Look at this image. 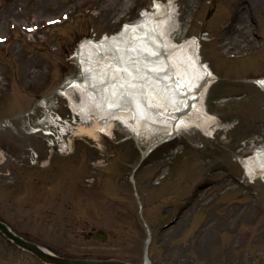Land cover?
Instances as JSON below:
<instances>
[{
  "label": "rangeland",
  "instance_id": "374dc122",
  "mask_svg": "<svg viewBox=\"0 0 264 264\" xmlns=\"http://www.w3.org/2000/svg\"><path fill=\"white\" fill-rule=\"evenodd\" d=\"M162 1L114 0L104 11V0H0V219L67 258L264 264V178L242 165L264 146V91L253 83L264 77V0H217L211 15L213 0H175V41L198 38L217 77L205 97L225 127L215 134L182 128L144 156L166 129L143 123L134 134L116 121L110 137L78 136L70 156L50 158L29 133L43 100L72 116L62 94L80 74L83 40L117 35ZM237 21L242 31H228ZM0 264L45 263L0 232Z\"/></svg>",
  "mask_w": 264,
  "mask_h": 264
},
{
  "label": "bare ground",
  "instance_id": "6f19581e",
  "mask_svg": "<svg viewBox=\"0 0 264 264\" xmlns=\"http://www.w3.org/2000/svg\"><path fill=\"white\" fill-rule=\"evenodd\" d=\"M106 10L114 0H104ZM175 0L162 1L152 12H142L117 35L100 41L83 40L75 61L80 74L75 90L83 101L82 112L94 121L80 132L94 140L97 133L110 134L113 121L124 123L138 134L143 123L166 129L154 149L175 139L182 128L197 127L209 135L225 128L210 115L205 97L217 77L201 56V43L193 37L178 44L173 34L179 16ZM241 3L238 7L246 10ZM238 21L228 31H242ZM264 91V77L253 80ZM145 132V131H144ZM150 148V149H151ZM247 177L264 178V148L242 161Z\"/></svg>",
  "mask_w": 264,
  "mask_h": 264
},
{
  "label": "water",
  "instance_id": "95a60500",
  "mask_svg": "<svg viewBox=\"0 0 264 264\" xmlns=\"http://www.w3.org/2000/svg\"><path fill=\"white\" fill-rule=\"evenodd\" d=\"M215 7V2H213L211 6L212 14ZM0 232L4 234L7 239L13 242L16 246L34 254L40 260H42L46 264H125L116 260H92V259H71V258H64L57 255L52 254L51 252L45 250L44 248L40 247L38 244L28 241L21 237L20 235L16 234L12 229L0 220ZM96 237L104 242L107 239L106 233L104 231H100Z\"/></svg>",
  "mask_w": 264,
  "mask_h": 264
},
{
  "label": "snow or ice",
  "instance_id": "6c2138e0",
  "mask_svg": "<svg viewBox=\"0 0 264 264\" xmlns=\"http://www.w3.org/2000/svg\"><path fill=\"white\" fill-rule=\"evenodd\" d=\"M31 31V29H29Z\"/></svg>",
  "mask_w": 264,
  "mask_h": 264
}]
</instances>
